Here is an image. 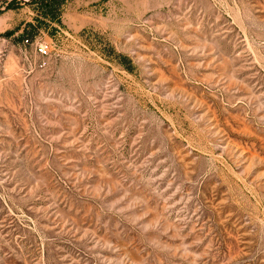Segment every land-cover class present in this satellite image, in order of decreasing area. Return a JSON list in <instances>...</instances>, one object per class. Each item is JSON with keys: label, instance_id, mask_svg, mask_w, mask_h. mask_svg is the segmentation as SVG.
Instances as JSON below:
<instances>
[{"label": "rangeland", "instance_id": "obj_1", "mask_svg": "<svg viewBox=\"0 0 264 264\" xmlns=\"http://www.w3.org/2000/svg\"><path fill=\"white\" fill-rule=\"evenodd\" d=\"M0 264H264V0H0Z\"/></svg>", "mask_w": 264, "mask_h": 264}, {"label": "built area", "instance_id": "obj_2", "mask_svg": "<svg viewBox=\"0 0 264 264\" xmlns=\"http://www.w3.org/2000/svg\"><path fill=\"white\" fill-rule=\"evenodd\" d=\"M28 42V41H27ZM34 52L40 58H47L49 56V45L43 42H37L34 45Z\"/></svg>", "mask_w": 264, "mask_h": 264}]
</instances>
